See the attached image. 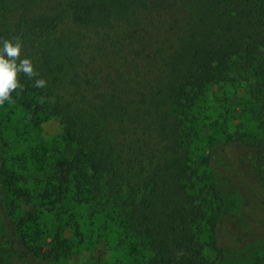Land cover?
I'll list each match as a JSON object with an SVG mask.
<instances>
[{
    "label": "trees",
    "instance_id": "trees-1",
    "mask_svg": "<svg viewBox=\"0 0 264 264\" xmlns=\"http://www.w3.org/2000/svg\"><path fill=\"white\" fill-rule=\"evenodd\" d=\"M15 38L38 75L18 74L12 102L62 125L31 177L0 138V250L16 264H62L91 231L82 210L111 223L134 264H218L202 240L210 221L226 249L213 219L226 199L201 185L214 168L264 224L262 146L221 140L193 169L202 127L219 124L203 105L212 86L236 72L253 80L264 113V0H0V40Z\"/></svg>",
    "mask_w": 264,
    "mask_h": 264
},
{
    "label": "rangeland",
    "instance_id": "rangeland-1",
    "mask_svg": "<svg viewBox=\"0 0 264 264\" xmlns=\"http://www.w3.org/2000/svg\"><path fill=\"white\" fill-rule=\"evenodd\" d=\"M253 83V80L249 82L236 72L232 73L231 79L225 84L210 88L203 105L213 124H219L202 127L196 142L199 157L193 169L196 168L202 174L203 156L214 143L242 136L255 146H262L261 171L264 183V113L258 111L260 104L250 92V85ZM30 117L29 112L14 102H6L0 106V138L5 150L4 157L17 169H29L25 173L31 177L32 174L39 175L36 159L48 152L53 142L59 138L62 125L57 119L34 123ZM206 172L202 176L201 185L208 184L222 192L227 204L225 209L219 211L222 214L220 218L213 217L219 220V226L226 227L222 231L226 236V249L216 250L213 247L209 221L202 227L206 256L218 264H264V224H257L255 220L246 217L248 213L255 215V207L251 206L247 211L241 212L242 187L238 186L234 176L225 171L220 174L218 168H214V173L211 170ZM262 187L264 188V184ZM90 212L82 210L83 216L89 219L91 231L87 233L88 237L78 248L69 252L67 257L61 259L62 264H93L98 248L107 250L106 258L110 264H134L126 249L118 244L111 223L103 215L90 216ZM91 218L93 223L90 222ZM67 234L69 236L70 233ZM43 243L46 244V240ZM49 251L46 247L45 254H49ZM0 264L16 263L9 251L0 250Z\"/></svg>",
    "mask_w": 264,
    "mask_h": 264
},
{
    "label": "clouds",
    "instance_id": "clouds-1",
    "mask_svg": "<svg viewBox=\"0 0 264 264\" xmlns=\"http://www.w3.org/2000/svg\"><path fill=\"white\" fill-rule=\"evenodd\" d=\"M22 42L19 38L0 40V106L6 102L12 103V93L22 88L18 81V74L23 73L29 79L37 76L34 65L29 57H22ZM46 80L36 79L34 87L41 88Z\"/></svg>",
    "mask_w": 264,
    "mask_h": 264
}]
</instances>
